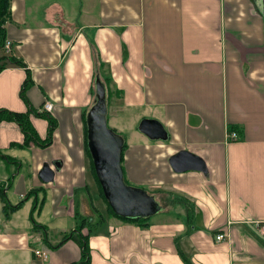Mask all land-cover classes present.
Wrapping results in <instances>:
<instances>
[{"label":"crops","instance_id":"0c3cea01","mask_svg":"<svg viewBox=\"0 0 264 264\" xmlns=\"http://www.w3.org/2000/svg\"><path fill=\"white\" fill-rule=\"evenodd\" d=\"M3 28L0 108L33 110L43 140L50 101L57 124L40 146L0 122V264H76L65 237L80 211L88 264H264V0H11ZM98 73L111 127L131 133L125 180L162 205L146 224L112 215L100 192L85 122ZM183 150L204 168L175 170Z\"/></svg>","mask_w":264,"mask_h":264},{"label":"water","instance_id":"95a60500","mask_svg":"<svg viewBox=\"0 0 264 264\" xmlns=\"http://www.w3.org/2000/svg\"><path fill=\"white\" fill-rule=\"evenodd\" d=\"M95 89V102L87 113L88 146L105 198L121 217H151L161 211L162 205L148 190L125 180L122 165L125 137L108 125V91L99 73L95 78ZM139 129L154 139L166 137L163 125L156 120L144 119ZM172 165L177 171L204 168L201 158L185 150L172 158ZM40 175L44 181H51L54 171L45 164Z\"/></svg>","mask_w":264,"mask_h":264},{"label":"trees","instance_id":"16d2710c","mask_svg":"<svg viewBox=\"0 0 264 264\" xmlns=\"http://www.w3.org/2000/svg\"><path fill=\"white\" fill-rule=\"evenodd\" d=\"M10 2H11V0H0V46H4L5 41H6L3 23L5 22L6 18L10 14ZM10 60L16 62V60H14L13 58ZM4 66L5 65L1 63L0 64V70H2L4 68ZM28 81L29 80L27 79L25 81V83L23 84V89H22L23 96H25V89H26L27 84L29 83ZM30 111H33V110H30ZM30 111L18 112V111L5 109V108H0V122L2 120H9V121L17 122L21 126V129L23 130L24 135H25L24 144L28 145L31 142H33V143H36L40 146H46L52 140V133H53L54 128L56 127L57 121L53 116H51L49 114V112H46V111H43L41 113L36 112V114H39V115L47 118V120L49 121L48 135L45 139L42 140L41 138H39V136L37 134V130H36L35 126L33 125L31 119H30ZM85 122H86V126H87V116L85 117ZM126 145H127V143L125 142L124 149H125ZM93 168H94V172L96 175L94 162H93ZM96 177H97V175H96ZM97 181L99 183L101 195L103 196V198L107 202L98 177H97ZM107 205H108L109 211L112 215L120 217V218L127 220V221H134V222L146 224L145 222L149 219V217L148 218L121 217L114 212V210L111 208V206L108 204V202H107ZM84 225H85V220H84L83 224L79 225V227H77L75 230L69 232L65 237V239H67V240L68 239L75 240L81 247L82 259L79 262H76V264H88L90 262V246H89L90 233L86 234L83 231L82 227Z\"/></svg>","mask_w":264,"mask_h":264},{"label":"built area","instance_id":"2783aa9c","mask_svg":"<svg viewBox=\"0 0 264 264\" xmlns=\"http://www.w3.org/2000/svg\"><path fill=\"white\" fill-rule=\"evenodd\" d=\"M4 46H5L8 50H10V48H11V46H12V41H11V40H6ZM52 108H53V103L50 102V101H46L45 104H44V111L50 112V111L52 110ZM229 136H230L231 138H234V139H235V138L238 137V133L235 132V131H231V132L229 133ZM262 229H263V231H264V225H262ZM225 238H226V233H225V232H219V233H217V235H216V239H217V240H223V239H225ZM36 253H37L38 255H40V256H43L44 258H47V256H48L47 253H45V252H41V251H39V250H37Z\"/></svg>","mask_w":264,"mask_h":264},{"label":"rangeland","instance_id":"374dc122","mask_svg":"<svg viewBox=\"0 0 264 264\" xmlns=\"http://www.w3.org/2000/svg\"><path fill=\"white\" fill-rule=\"evenodd\" d=\"M46 119V118H45ZM131 123V121H127V126H129V124ZM108 125L111 127V126H113V124H112V120H111V118L109 117V121H108ZM111 128H113V127H111ZM126 129V132H124V133H121L122 135H124V136H126V138H127V140L128 141H130V137H131V133H130V130H129V128H125ZM119 132V131H118ZM128 183L129 184H131V185H133L130 181H128ZM102 209V208H101ZM103 210V209H102ZM103 214H104V211H101ZM80 213H81V216L80 217H78V223L81 225L82 224V220H83V218H85L86 217V215H83V213L80 211ZM84 216V217H83ZM95 217L98 219V218H100V215H99V212L95 215ZM87 219H90V218H87Z\"/></svg>","mask_w":264,"mask_h":264}]
</instances>
